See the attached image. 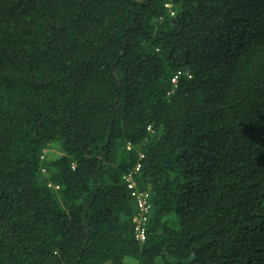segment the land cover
<instances>
[{"label": "trees", "instance_id": "1", "mask_svg": "<svg viewBox=\"0 0 264 264\" xmlns=\"http://www.w3.org/2000/svg\"><path fill=\"white\" fill-rule=\"evenodd\" d=\"M0 264H264V0H0Z\"/></svg>", "mask_w": 264, "mask_h": 264}, {"label": "built area", "instance_id": "2", "mask_svg": "<svg viewBox=\"0 0 264 264\" xmlns=\"http://www.w3.org/2000/svg\"><path fill=\"white\" fill-rule=\"evenodd\" d=\"M166 6L170 7L169 4ZM176 75L171 79L176 82ZM142 156V155H141ZM140 169V164L136 163L132 170L125 173L122 178L126 183L131 197L135 202L136 214L132 218L134 238L138 242H143L147 235V223L152 209L150 191L148 189H140L134 178L136 172Z\"/></svg>", "mask_w": 264, "mask_h": 264}, {"label": "rangeland", "instance_id": "3", "mask_svg": "<svg viewBox=\"0 0 264 264\" xmlns=\"http://www.w3.org/2000/svg\"><path fill=\"white\" fill-rule=\"evenodd\" d=\"M45 155L52 156L59 153V149L55 146L50 147L48 150H45Z\"/></svg>", "mask_w": 264, "mask_h": 264}]
</instances>
